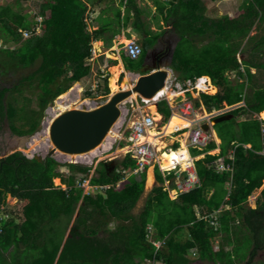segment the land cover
Returning <instances> with one entry per match:
<instances>
[{"label":"trees","instance_id":"16d2710c","mask_svg":"<svg viewBox=\"0 0 264 264\" xmlns=\"http://www.w3.org/2000/svg\"><path fill=\"white\" fill-rule=\"evenodd\" d=\"M121 1L125 14L116 10L118 24L131 20L142 37L138 40L141 57L123 59L127 70L139 72L145 52L156 45L165 30L150 29L136 0ZM155 2L158 13L154 21L161 13L178 36L170 62L176 81L186 87L188 81L210 78L217 87L215 92L211 84L210 92L215 93L201 92L199 98L187 93L195 107L204 106L211 112L243 103L222 114L231 118L213 126L221 140L219 153H206L216 148L214 141L203 150L191 149L193 156L204 153L195 161L200 185L175 199L163 185L167 178L175 187L174 172L164 178L156 168L159 185L148 193L138 214L132 211L144 193L146 172H141L139 180L131 173L136 162L129 154L115 163L100 162L90 179L99 189L94 194H83L76 185L77 173L87 177V165L60 163L52 157L28 158L18 151L1 158L0 216L7 195L16 198L21 207L19 219L8 207L9 215L0 217V264H191L193 249L201 261L234 264L241 254L237 245L247 228L250 233L246 238L253 241V248L246 260L241 256L238 262L254 264L257 251L264 249V187L256 209L247 206L249 196L264 180V135L261 121L253 116L264 113V86L251 72L252 68L264 70V0H243L236 16L217 18L205 15L202 0ZM31 4L36 8L35 16L41 17L37 26L40 32L37 22L20 11L19 0L15 6H0V37L4 44H16L13 49L0 45V74L30 69L12 87H0V120L5 117L18 136L33 134L47 105L89 75L93 43L112 28L107 23L89 30L84 0H32ZM256 24L263 28L262 34L250 36ZM229 72L238 79H230ZM120 74L111 76L112 93L119 91ZM96 80L95 94L108 95V77L102 74ZM33 87L40 89L37 109L31 108L30 97L23 96L26 88ZM89 88L87 96L92 97ZM162 95L160 90L153 100ZM157 109L167 121L171 111L165 99L157 103ZM177 150L180 152V148ZM219 158L231 168L217 171L214 162ZM65 166L69 169L66 176L61 172ZM55 178H60L66 189L55 185ZM224 205L230 208L219 211ZM212 216H217V226ZM150 224L155 229L154 238L164 239L159 249L147 238ZM68 228L69 235L64 239ZM183 230L188 237L183 238ZM220 239L215 251L213 244ZM227 245L233 247L226 250ZM6 252L10 254L8 261Z\"/></svg>","mask_w":264,"mask_h":264},{"label":"rangeland","instance_id":"374dc122","mask_svg":"<svg viewBox=\"0 0 264 264\" xmlns=\"http://www.w3.org/2000/svg\"><path fill=\"white\" fill-rule=\"evenodd\" d=\"M31 1L32 0H19V3L21 5L20 11H22L23 13H27L28 19L30 21L37 22V25H35L37 27L38 22L41 21V17L35 16L34 11L36 10V8H35V6H33L31 4ZM84 1L88 5V11H89L88 29L89 30H92V28H93V26L91 25L92 24L91 23V17L97 18L100 15H102L100 12L101 8L107 7V5L112 6V8L110 9V13H112V16H113V21L108 22V23L114 24V26L116 27V24L118 23L116 16H115L116 8H113V7H116L119 5V0H84ZM136 1L139 5L142 6V8L144 10V14H145L144 16H147L149 14L147 20L149 21L148 24L150 25L149 26L150 29H153V31L165 30V33L160 37V39H159V41H157L156 45L148 50L149 54L152 52H156L155 54L159 55L161 53L160 52V50H161L163 53L162 56L165 55L164 60H166L168 63V61H170L169 59H170V56L172 53L171 50L174 48V44H176L178 41V36L171 29V26L165 23L166 21L164 19V16L161 13L158 14L156 21H154L152 19L153 16L156 14V11H157V9L155 10V7L153 6L154 5L153 0H136ZM202 1L204 2L205 5L207 4V6L209 7V10H208L209 12L207 14L211 17L216 18L217 16H221L224 14H227L230 17L236 16L238 14V12L240 11L239 6L243 0H216V1L202 0ZM16 2H17V0H0V6H3V5L4 6H6V5L15 6ZM147 9L149 10V12L147 11ZM107 10H109V9H107ZM101 19L103 21V18H101ZM158 21H159V23H158ZM103 22L105 24L107 23V21H103ZM162 22H164V23H162ZM111 27H112V25H111ZM36 29H37V32H40L39 27H37ZM262 30H263V28L262 27L258 28V25L256 24L252 28V30L250 31L249 35L250 36L255 35V36L259 37L262 34ZM2 34H3V32L0 31V36H2ZM135 36H137L138 38H136L130 34H127L126 37H123L121 42L123 44H128L130 42V40H137V39L140 40L142 38L141 35L137 32H135ZM167 40H169L170 42H167ZM1 44L4 45L5 47H10L11 49L16 47V44H14L13 42L4 44V40H2V38L0 37V45ZM93 48L95 50H98L95 48L94 44H93ZM164 49H167V51H165V53H164ZM106 57H107V55H106ZM239 57H240V59L243 58L242 55H240ZM107 58L113 60V58H111V57H107ZM116 66H118V65H116ZM116 66L112 65V66L107 68V71H108L107 76H108L109 81L111 79V76L114 74L115 69L117 68ZM167 67L169 69L171 68V67H169V65ZM29 71H30V69H24V70H21L19 72L18 71L15 72V71L10 70L6 74H3V75L0 74V87H8V88L12 87V85L18 81V79L21 75H25V73H27ZM170 72H171L169 75L170 79L167 80V90L168 91L165 95H162L158 99H155L156 102L162 100L163 98H166L168 101H170V103H173L174 102L173 100H176V99L178 100L180 97H182L183 93L186 97L189 96L187 93H190L192 98H199V94L201 92L214 94L217 91L216 87H215L216 89H215L214 93H211L208 90H199L197 88L196 83L195 84L187 83V87H185V88L181 87V84H179L180 86L177 87V84L174 82L176 74L174 71H170ZM251 72L255 73V79L258 80L259 85L264 86V70L257 71L256 69L252 68ZM228 74H229L230 79L236 78V74L234 72H229ZM236 79H238V78H236ZM122 80L123 79H121L120 82L117 81V85L119 86L118 90L120 88L124 89V86H126V84ZM108 87H109L110 92L108 93L106 98L101 99V100H96L94 97H88L87 96L88 91H85V88L82 86V84H80L79 82L73 83L72 86L66 92H64L63 94L56 97L52 101V103H49L47 105L46 109L44 110V116L40 121L39 127L31 135L18 136L16 134H14L9 127L8 120L5 117H3L0 120V159L11 154V153H13V152H17V151L23 153L28 158H33V157L37 156L39 159H44L45 157H50L47 155H48L49 149L53 145L49 142V128H50L51 122L53 121L55 116H57L58 114L62 113L63 111H65L67 109L80 108V107L84 106V104H87L88 107L92 108V106L94 104L103 103L104 101H106L110 97V94L112 93L109 85H108ZM185 90L187 91V93H185ZM39 92H40V89L38 87L26 88L23 91V96L30 97V99H31V103H30L31 108H36V109L38 108L37 97H38ZM169 92L177 94V95L171 97ZM132 96L133 97H130V98H128L122 102V104H121V115H120L119 119L117 120L114 127L107 134V136L105 137V140L100 144L99 147H96L95 149H93L89 153L81 154V155H77V156L65 155L64 153L61 152V153H57L53 157L52 156L51 157L60 163H75V164L87 165L90 167V170L88 172L87 177L88 176L91 177V176L96 174V170L100 167V162H114L115 163V162L121 160L126 155L125 151L127 149L124 146V144L126 142L124 141L123 138H121V128H122V126H126L127 123L129 124L131 121H134L137 118H139L144 112L151 113L154 116V118L156 116L153 113L159 115V120H156V119L155 120L158 121V124H159V127L157 128V130L162 132V130L165 126V124L162 126V123H165L166 119H164L162 121V123L160 122V120L163 119V116L158 112L157 106L154 104V100H153V102H150L148 100L149 104H147L146 102L141 100V98L138 96V94H137V96L136 95H132ZM134 96H136V98H134ZM20 100H22V99L20 98ZM22 101H20V103ZM150 104H152V105H150ZM239 104L243 105V103H239ZM239 104L233 105L231 109L240 106ZM151 106L154 107L153 110L150 109ZM225 110H226V108L224 107V108L219 109V110H214V111L208 112L204 106H199V107H196L195 115H197V116L195 117V115H193V117L197 118V120H199L201 125H203L204 123H208V124H210V126H213L211 124L212 118H213L212 116H217L218 113H220V111H225ZM227 111H229V110H227ZM253 116L255 117V115H253ZM244 117H246V116H244ZM258 118L264 119V114L262 115V117H260L258 114L257 119ZM18 125H20V122ZM188 134L189 133H187V132H181L180 131V132L175 133V131H173L172 133L168 134L167 136H163V133H162V136L159 138H160V142H164V144H165V147L163 148V152L168 151L170 147L172 149L175 148L176 144H178V145L180 144V149H181L180 151L185 152V154H188V153H186L187 149H186L185 140H184ZM216 135L217 134L213 135V140H215L217 143H221V140L217 139ZM156 147L158 148L159 144H157ZM216 153H218L217 149L210 151L209 154H216ZM190 154L192 155V152ZM159 157H160V153H159ZM201 157H204V154H200L199 156H196L195 160L198 158H201ZM179 164L181 166L179 170H183L184 168H182V167L183 166L186 167L187 162L186 161H184L182 163L179 162ZM214 164H216V162H214ZM150 169H151L152 178H153V181L151 183L148 181V173H149ZM153 170L154 169H153L152 165H150L146 170V180H145L144 193L142 194V196L140 197V199L136 203V206L134 207V209L132 211L133 214H138L143 209L148 193L151 191V189L153 187L159 185V183H157V181L155 179V173ZM61 172L63 174H65V176H66L69 172L68 167L67 166L62 167ZM76 176L81 177L83 175L81 173H77ZM166 176H167V174L164 173L163 177L165 178ZM136 178L139 180L141 178V173H139L136 176ZM56 179L59 180L58 183H56ZM166 180L167 181H165L163 184L164 189H166L168 191L169 197L171 199H175L178 196L179 191H178V189L173 188V186H172L173 182L172 181H169V179H167V178H166ZM53 182L57 186L64 187V185L61 183L60 178H55L53 180ZM262 186H264V181L262 183ZM262 186L260 188H258L257 190L252 192V195L249 197V201H248L249 205H252V206L254 205L253 204L255 201L254 199L259 195V192H260V189L262 188ZM82 189H83V194H89V193L94 194L97 190H99V189H96V187L90 188V185L82 187ZM7 207L9 209H11L13 215H15L19 219L20 212L18 211V209H20L21 203L16 198H13L10 195H7L6 196V205L4 206V209H3L0 217H7L9 215V213L7 212ZM75 216H76V214L73 216L72 221L74 220ZM72 221H71V224H72ZM71 224H70V226H71ZM112 225L110 224V227ZM70 226H69V228H70ZM147 228H148V236H147L148 240L149 241L155 240V238H154V235H155L154 227L150 224V225H148ZM68 231H69V229L66 231V234L68 233ZM246 231L247 232L243 235V240H241V242L237 245V248L238 247L241 248V254H240L239 258H241V256H243L245 260H246V257H248L249 250L253 248V244H254L253 241L246 238V236H249V233H250L248 228ZM183 233H184L183 238L188 237V233H186V231H184ZM159 240L161 242H164V239H159ZM219 242L221 243V239L219 241H215V243L213 244L215 251H217V249L219 248ZM232 247H233V245H227L225 247V249L228 250V249H231ZM192 252L197 253L196 250H194ZM189 257L192 259L191 264H214L212 262L199 260L197 254L192 255L190 253ZM239 258H237V261L234 262V264H244V261L238 262ZM253 263L254 264H264V249L257 251L256 256L253 258Z\"/></svg>","mask_w":264,"mask_h":264},{"label":"built area","instance_id":"2783aa9c","mask_svg":"<svg viewBox=\"0 0 264 264\" xmlns=\"http://www.w3.org/2000/svg\"><path fill=\"white\" fill-rule=\"evenodd\" d=\"M24 36L27 37L29 36V32H24ZM124 54L128 56L131 59H137L142 52L141 45L138 44L136 41H130L128 44H126L122 48ZM92 55L95 54L94 49H92ZM92 59V58H91ZM90 59V60H91ZM187 83L190 84L188 81ZM98 85V82L92 87L95 88ZM179 84H177V87ZM185 93L187 91L185 90ZM167 101L170 111H171V116L177 115L183 119H187L190 121V125L184 128H176L175 133L177 132H187L189 133L187 137L184 139L185 140V145L188 150L190 159H187L186 162V167L183 170L180 169V164L177 163L174 165V167L170 170L175 171V178H174V183L175 187L178 189L179 194L180 193H185L189 192L195 187H198L200 185V180L196 174L195 167H194V160L195 157L192 156L191 149H198V150H203L206 148V146L213 140V134L211 132V129L209 130H204L202 128V125L200 124L199 120L197 118H194L193 115L196 113V107L193 103V100H191L189 97H186L184 93L182 94V97H180L178 100H173V103H170L166 98H163ZM144 102H148L149 100L151 102V99H145L142 98ZM225 111H220L218 115H221L227 110H230L232 107L231 106H226ZM197 115H195L196 117ZM211 116V115H210ZM215 117V116H212ZM169 118V120H170ZM164 120L161 119L160 122ZM210 123V122H209ZM165 123H162V126ZM159 127L158 121L155 120L154 116L151 113L144 112L139 118H137L134 121H131L129 124L127 123L126 126H122L121 128V138L124 139L126 142L124 146L126 147V155H130L132 159L135 160L136 162V167L133 169L132 174L137 176L139 173L145 171L150 165L153 166V169L155 170L156 168L159 169V171L164 175L166 173L167 175L169 174L170 170L166 171L165 169L162 168L160 164V157L159 153H163L162 150H158L156 147L155 143L151 139V132L155 130L157 133L160 131L157 130ZM261 133L264 135V122L261 124ZM162 134H157L155 136H152L153 138H158L161 137ZM172 150L170 147L169 150ZM178 149V148H177ZM210 153V151L206 152ZM264 154V151H262ZM193 164V165H192ZM188 167V168H187ZM230 165H225L223 159H219L216 161V170L217 171H222L226 169H230ZM92 177V176H91ZM91 177H78L76 179V185L80 188L89 186L91 187H96L93 186L90 183ZM167 181V180H166ZM172 181V180H169ZM66 189L65 185L63 187ZM95 189V190H96ZM157 248L159 247V244L154 243ZM146 264H154L152 261H147Z\"/></svg>","mask_w":264,"mask_h":264},{"label":"water","instance_id":"95a60500","mask_svg":"<svg viewBox=\"0 0 264 264\" xmlns=\"http://www.w3.org/2000/svg\"><path fill=\"white\" fill-rule=\"evenodd\" d=\"M145 65V62L143 63ZM168 65L161 66L160 63L150 68H141L144 74L134 73L135 82L129 90L123 88L101 104L89 108L67 109L56 116L49 129V142L53 145L47 156H54L57 151L65 154H86L100 146L107 134L114 127L121 115V104L130 98L133 92L143 98L151 99L158 91L166 85L169 76ZM148 70V71H147ZM147 71V72H146ZM157 106V103L154 102ZM231 118L230 115L214 117L211 124ZM204 130L210 129V124L202 125ZM34 158L39 159L37 156Z\"/></svg>","mask_w":264,"mask_h":264},{"label":"crops","instance_id":"0c3cea01","mask_svg":"<svg viewBox=\"0 0 264 264\" xmlns=\"http://www.w3.org/2000/svg\"><path fill=\"white\" fill-rule=\"evenodd\" d=\"M210 1H212V0H210ZM213 1H216V0H213ZM137 2V1H136ZM153 3H154V7H155V10L157 9V5H156V2H155V0H153ZM204 3V2H203ZM137 5H138V7L140 8V9H143L142 8V6L141 5H139L138 3H137ZM205 5V4H204ZM112 8V6H109V5H107V7H104V8H101V14L102 15H100L99 17H97V18H95V17H91V25L93 26V28H92V30H95V29H98L100 26H102V25H106L108 22H112V20H113V16H112V13H110V9ZM113 8H116V10L117 9H120L121 10V14H122V16H124V14H125V5H124V3L121 1V0H119V5L118 6H116V7H113ZM107 9H109V10H107ZM154 10V11H155ZM209 10V7L207 6V4L205 5V15L206 16H208V17H211V16H209L207 13L209 12L208 11ZM144 11V10H143ZM147 11L149 12V10L147 9ZM153 11V12H154ZM157 13V12H156ZM130 15H132V13L130 12ZM145 15V14H144ZM143 15V19L146 21V22H149L148 20H147V18H148V15L147 16H144ZM224 15H227V14H224ZM224 15H221V16H224ZM221 16H217V17H221ZM216 17V18H217ZM101 18H103V21H107V23L105 24L103 21H102V19ZM212 18H215V17H212ZM153 19V18H152ZM150 20V19H149ZM154 20V19H153ZM162 21V20H161ZM162 23H164V22H162ZM161 23V24H162ZM111 25V24H110ZM171 26V25H170ZM135 32H137L134 28H133V26H132V23H131V20L129 21V23L128 24H124L123 23V21H121V24H116V27L114 26V24H112V28L111 29H107L104 33H103V35L102 36H100L99 37V39H97L93 44H94V46H95V48L96 49H98V50H95L94 48V50H95V54L93 55V58L90 60V62H89V65H90V73H89V75L86 77V78H83V80L82 81H80L79 83L80 84H82V86L86 89V88H89V85H91L92 87L94 86V83H96L97 82V78H98V76L99 75H102V74H105L106 76H107V68L108 67H110V66H112V65H114V66H116V65H119V64H121L122 65V71H118V70H116L115 69V71L114 72H120V73H122V72H124V74L120 77L121 79L123 78V81L125 80V79H127L126 80V82H125V84H126V86H124V90H127V89H129V88H131L132 87V84L135 82V79L133 80V73L134 72H131V71H129V70H127L126 69V64H125V61H124V59H123V57H124V54H123V52H122V48H123V43L121 42V40L123 39V37H126V35L127 34H130V35H132V36H134V37H136V38H138L137 36H135ZM138 33V32H137ZM126 39V38H125ZM138 40V39H137ZM159 41V40H158ZM96 42H99V45H97L96 46ZM167 42H170L169 40H167ZM167 45V44H166ZM175 45L176 44H174V47H175ZM174 49V48H173ZM173 49L171 50V51H173ZM149 50V49H148ZM98 51V52H97ZM161 51V50H160ZM165 51H167V49H164V53H165ZM106 55H107V57H111V58H113V60H111V59H108L107 57H106ZM162 55V54H161ZM170 60V59H169ZM165 61V62H164ZM145 62V65H141V67H140V69H139V71L141 72V73H145L144 71H142L141 70V68L143 67V68H150L151 66L149 65V64H147V61L146 60H144L143 61V63ZM158 63H160L161 64V66H163V65H170V61H168V63H167V61L166 60H164L162 57L161 58H159V60L157 61V63L156 64H153V65H157ZM117 67V66H116ZM148 71V70H147ZM146 71V72H147ZM125 75V76H124ZM169 75H170V73H169ZM108 77V76H107ZM204 77V76H203ZM119 79V78H118ZM210 79V78H209ZM131 80V81H130ZM108 85H109V80H108ZM214 86V85H213ZM126 87V88H125ZM214 87H216V86H214ZM217 88V87H216ZM134 93V92H133ZM132 95H135V93L134 94H132ZM174 95H177V94H174ZM137 96V95H136ZM136 96H134V98H136ZM131 97H133V96H131ZM158 99V98H157ZM263 112V111H262ZM262 112H260V116L262 117V115L264 114V113H262ZM262 113V114H261ZM210 129H211V132H212V134L213 135H215V134H217L216 133V131H215V129H214V127L213 126H210ZM216 137H217V139H219L218 138V136L216 135ZM215 141V140H214ZM179 143V142H178ZM215 143H216V148H214L213 150H215V149H217L218 150V153H219V151H220V143H217L216 141H215ZM176 145H178V144H176ZM178 146H180V144L178 145ZM212 151V150H211ZM185 153V152H184ZM187 153V152H186ZM185 160H182V161H180V162H184V161H186L187 159H190V156H189V154H185V158H184ZM264 181V180H263ZM263 183V182H262ZM228 185V184H227ZM229 187V186H228ZM264 186H262V188H263ZM262 188L260 189V191L262 190ZM259 194H260V192H259ZM252 195V194H251ZM250 195V196H251ZM249 196V197H250ZM258 197H259V195L254 199L255 201H254V205L252 206V205H249L248 204V201H249V198H248V201H247V206L248 207H250L251 209H256V207H257V200H258ZM224 208L225 209H229L230 207H229V205H224ZM71 224V223H70ZM69 229V228H68ZM69 232V231H68ZM69 235V233H67V234H65V238L64 239H66L67 238V236ZM226 247V246H225ZM4 258H5V261H8V260H10V254H9V252H6V253H4Z\"/></svg>","mask_w":264,"mask_h":264},{"label":"bare ground","instance_id":"6f19581e","mask_svg":"<svg viewBox=\"0 0 264 264\" xmlns=\"http://www.w3.org/2000/svg\"><path fill=\"white\" fill-rule=\"evenodd\" d=\"M96 45H99V42H96ZM117 70L118 71H121L122 70V65L119 64L117 66ZM207 77V76H206ZM124 83L126 82V79L123 81ZM134 84V83H133ZM133 84H132V87H133ZM131 87V88H132ZM129 88V89H131ZM197 88L199 90H208V91H211L212 90V85L210 83V80L207 79V78H201L198 83H197ZM127 89V90H129ZM163 93V95H165L167 93L168 90H166V86L162 87L160 89ZM160 90L158 91V93L160 92ZM156 93L153 98L155 96H157ZM170 96L173 97V96H176L174 95V93H171L169 92ZM132 96V95H131ZM130 96V97H131ZM153 100V99H152ZM148 101V100H147ZM149 104V103H148ZM152 105V104H150ZM151 110L154 109L153 106L150 107ZM156 117L155 119L156 120H159V115L158 114H155L153 113ZM59 115V114H58ZM57 115V116H58ZM56 117V116H55ZM261 117V116H260ZM52 123V122H51ZM190 125V121L187 120V119H183L177 115H173L170 120L165 124L162 132H159L157 133L155 130H153L151 132V139L153 140V142L155 143V145L159 144V147L158 149L159 150H162L164 147H165V144L164 142H160V138H153L152 136H155L157 134H162L163 133V136H167L168 134L172 133L173 131H175L176 128H184V127H187ZM50 129V128H49ZM182 142V141H181ZM186 146V145H185ZM99 147V146H98ZM187 149V148H186ZM181 150V149H180ZM126 152V151H125ZM181 153H183L185 155L184 152L180 151ZM180 152L178 150H168V151H165L163 153L160 154V163L162 165V168L165 169L166 171L172 169L174 167L175 164L179 163L180 161L182 160H185L184 158L185 157H182ZM57 153H61L60 151H57ZM55 153V154H57ZM187 153H188V150H187ZM65 154V153H64ZM189 154V153H188ZM65 155H68V154H65ZM69 155H78V154H69ZM81 155V154H79ZM182 163V162H180ZM182 168H185L184 166ZM58 179H56V183H58ZM148 181L151 183L153 181V178H152V172H151V169L149 170V173H148Z\"/></svg>","mask_w":264,"mask_h":264},{"label":"clouds","instance_id":"9594fccd","mask_svg":"<svg viewBox=\"0 0 264 264\" xmlns=\"http://www.w3.org/2000/svg\"><path fill=\"white\" fill-rule=\"evenodd\" d=\"M124 2H125V0H124ZM88 20H89V18H87L86 19V21H87V24H88ZM130 41H132V40H130ZM133 41H138V40H133ZM138 43V42H137ZM139 44V43H138ZM126 44H124L123 45V47L125 46ZM93 49V48H92ZM95 51V50H94ZM122 52H123V50H122ZM123 54H124V52H123ZM141 54H142V52H141ZM171 55H172V53H171ZM124 56H126L125 54H124ZM141 56V55H140ZM140 56L137 58V59H139L140 58ZM126 57H128V56H126ZM91 58H93V55H92V57ZM129 58V57H128ZM131 59V58H130ZM137 59H133V60H137ZM90 62V61H89ZM170 62H171V56H170ZM143 64V63H142ZM169 67H170V65H169ZM170 71H173L171 68L169 69V73H171ZM131 72H134V73H137L138 75H140V74H144V73H141L140 71L139 72H136V71H131ZM133 73V74H134ZM124 74V72H122L121 74H120V76H119V79H118V82H120L121 81V76ZM132 74V75H133ZM106 75L104 74V77H105ZM134 76V75H133ZM123 79V78H122ZM168 79H170L169 78V76H168ZM167 79V80H168ZM201 79V77L200 78H198L197 80H196V84L198 83V81ZM123 81V80H122ZM211 81V80H210ZM173 82V81H172ZM174 82L176 83V84H181L180 82H178V81H176V76H175V79H174ZM195 83H192V84H195ZM96 83H94V85H95ZM166 88H167V81H166ZM180 86V85H179ZM181 87H183V85L181 84ZM186 87H187V84H186ZM96 88V87H95ZM95 88H92V86L89 88L90 90H92L93 92V96L92 97H94L96 100H101V99H104V98H106V96L107 95H98V94H95ZM183 88H185V87H183ZM87 89V88H86ZM86 89H85V91H86ZM121 89V88H120ZM140 98H141V100H142V98L143 97H141L140 95H138ZM146 99V98H145ZM153 98H151V100H152ZM143 101V100H142ZM151 102H153V100L151 101ZM154 102H156V100H154ZM159 102V101H158ZM158 102H156V103H158ZM147 104H148V102H146ZM85 106H87V104H84ZM89 105V104H88ZM98 104H94L93 106H92V108L94 107V106H97ZM240 105V104H239ZM227 106V105H226ZM225 106V107H226ZM88 107V106H87ZM232 107V106H231ZM89 108H91V107H89ZM214 111V110H213ZM224 114V113H223ZM258 114H260V113H258ZM258 114H254L255 115V118H257V115ZM162 115V114H161ZM222 115V114H221ZM221 115H217V116H221ZM163 116V115H162ZM170 116H171V114H170ZM217 116H215V117H217ZM260 116V115H259ZM170 118V117H169ZM169 118L167 119V121L165 122V124L169 121ZM214 118V117H213ZM212 118V119H213ZM260 121H261V124H262V122H264V119H261V118H258ZM205 124V123H204ZM214 126V125H213ZM263 135V134H262ZM215 142V141H214ZM178 149L180 148V146H178L177 147ZM177 148H173L172 150H177ZM211 151V150H210ZM262 153V152H261ZM201 154H204V153H201ZM217 154V153H216ZM200 154H198V155H196V156H199ZM193 156V155H192ZM196 156H194V157H196ZM199 159V158H198ZM219 159H222V158H219ZM218 159V160H219ZM197 160V159H196ZM196 160H194V167H195V161ZM217 160H215V162H216ZM215 168H216V164H215ZM147 170V169H146ZM146 170H145V172H146ZM154 171V173H155V170H153ZM195 171H196V169H195ZM170 172H174L175 173V171L174 170H170ZM169 172V173H170ZM132 173V172H131ZM128 174H130V172L128 173ZM197 174V173H196ZM163 175V174H162ZM198 176V175H197ZM199 178V177H198ZM229 186V185H228ZM229 188V187H228ZM179 195V194H178ZM227 197H228V195H227ZM220 210H225V208H224V206H222L220 209H219V211ZM219 211H216L215 212V215H217L218 213H219ZM216 218H217V216H212V221H213V225H216L217 226V223H216ZM152 243L154 244V243H157V244H159V247L157 248V246L155 245V247L157 248V249H159L163 244H164V242H161L159 239H155V240H153L152 241ZM195 249H193L192 251H194ZM218 250V249H217ZM229 250V249H228ZM192 255H195L196 253L194 252H192L191 253Z\"/></svg>","mask_w":264,"mask_h":264},{"label":"flooded vegetation","instance_id":"af4514ba","mask_svg":"<svg viewBox=\"0 0 264 264\" xmlns=\"http://www.w3.org/2000/svg\"><path fill=\"white\" fill-rule=\"evenodd\" d=\"M161 53L159 55L155 54L156 52H152L149 54L148 50L145 52L144 56H143V61L146 60L147 64H149L150 66L153 64H156L157 61L159 60V58H163L165 55H161L163 54L162 51H160ZM141 57V56H140Z\"/></svg>","mask_w":264,"mask_h":264}]
</instances>
